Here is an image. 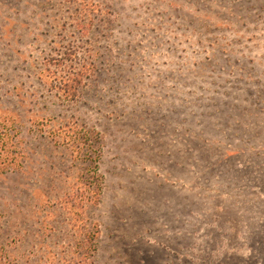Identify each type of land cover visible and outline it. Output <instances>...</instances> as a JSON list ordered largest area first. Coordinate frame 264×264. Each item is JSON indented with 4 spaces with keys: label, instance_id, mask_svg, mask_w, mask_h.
<instances>
[{
    "label": "rangeland",
    "instance_id": "rangeland-1",
    "mask_svg": "<svg viewBox=\"0 0 264 264\" xmlns=\"http://www.w3.org/2000/svg\"><path fill=\"white\" fill-rule=\"evenodd\" d=\"M0 264H264V0H0Z\"/></svg>",
    "mask_w": 264,
    "mask_h": 264
},
{
    "label": "trees",
    "instance_id": "trees-1",
    "mask_svg": "<svg viewBox=\"0 0 264 264\" xmlns=\"http://www.w3.org/2000/svg\"><path fill=\"white\" fill-rule=\"evenodd\" d=\"M52 73L54 75L53 87L61 92L66 98L74 97L76 91L67 86L73 83L76 84L78 80H81V73L71 74L60 70H56V72ZM58 131L60 132H57L56 136H54V134L53 137H56L58 141H61V143L71 147L76 155L86 163V180L89 181L95 179L97 177L95 171V158L93 157V151H91L88 144L85 143L84 137L80 136V134H78L77 131H75V129H73L69 124L61 126ZM81 180L84 181L81 182L82 188H79L73 192V194L63 196L61 204L67 210L72 230L81 236V245L79 246L80 249L86 250L88 248L87 245H91L92 238L90 233L86 231L84 210L87 203L95 201L97 194H95L94 189L91 190L89 185L85 184V179Z\"/></svg>",
    "mask_w": 264,
    "mask_h": 264
}]
</instances>
